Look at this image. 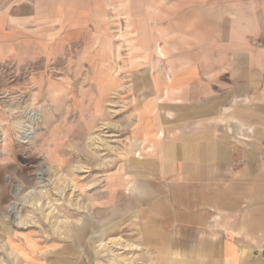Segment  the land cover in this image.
I'll return each instance as SVG.
<instances>
[{"label": "crops", "instance_id": "crops-1", "mask_svg": "<svg viewBox=\"0 0 264 264\" xmlns=\"http://www.w3.org/2000/svg\"><path fill=\"white\" fill-rule=\"evenodd\" d=\"M149 7L163 58L132 65L133 153L118 164L141 204L132 229L133 245L143 248L137 260L264 264V0H149ZM33 11L22 0L1 14L0 49L11 50L13 27ZM103 86L104 99L125 84ZM79 244L76 237L49 264H89Z\"/></svg>", "mask_w": 264, "mask_h": 264}, {"label": "rangeland", "instance_id": "rangeland-1", "mask_svg": "<svg viewBox=\"0 0 264 264\" xmlns=\"http://www.w3.org/2000/svg\"><path fill=\"white\" fill-rule=\"evenodd\" d=\"M20 1L0 0V16ZM27 1L28 23L0 49V264H49L76 237L89 264H146L118 164L133 153L132 65L163 58L149 0ZM118 79L122 93L103 99Z\"/></svg>", "mask_w": 264, "mask_h": 264}, {"label": "bare ground", "instance_id": "bare-ground-1", "mask_svg": "<svg viewBox=\"0 0 264 264\" xmlns=\"http://www.w3.org/2000/svg\"><path fill=\"white\" fill-rule=\"evenodd\" d=\"M43 175V174H42Z\"/></svg>", "mask_w": 264, "mask_h": 264}]
</instances>
